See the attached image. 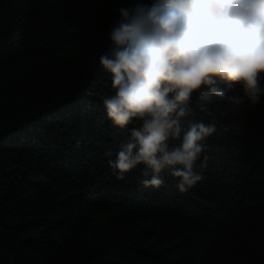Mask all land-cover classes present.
<instances>
[{"label":"trees","instance_id":"trees-1","mask_svg":"<svg viewBox=\"0 0 264 264\" xmlns=\"http://www.w3.org/2000/svg\"><path fill=\"white\" fill-rule=\"evenodd\" d=\"M138 2L0 0V264H264V98L193 95L185 128L216 131L187 192L109 167L133 125L107 119L99 57Z\"/></svg>","mask_w":264,"mask_h":264},{"label":"clouds","instance_id":"clouds-1","mask_svg":"<svg viewBox=\"0 0 264 264\" xmlns=\"http://www.w3.org/2000/svg\"><path fill=\"white\" fill-rule=\"evenodd\" d=\"M119 16L111 54L99 57L111 78L102 102L114 127L133 126L109 167L123 180L143 165L146 188H159L167 170L187 192L202 179L193 169L216 131L185 128L193 95L207 89L206 98L252 107L264 98V0H140Z\"/></svg>","mask_w":264,"mask_h":264}]
</instances>
